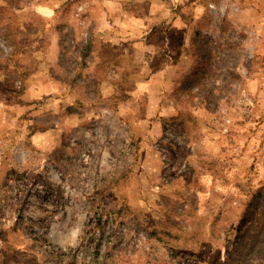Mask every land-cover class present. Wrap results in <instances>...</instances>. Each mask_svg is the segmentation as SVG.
<instances>
[{"label": "rangeland", "instance_id": "obj_1", "mask_svg": "<svg viewBox=\"0 0 264 264\" xmlns=\"http://www.w3.org/2000/svg\"><path fill=\"white\" fill-rule=\"evenodd\" d=\"M259 189L264 0H0V264H264Z\"/></svg>", "mask_w": 264, "mask_h": 264}, {"label": "trees", "instance_id": "obj_2", "mask_svg": "<svg viewBox=\"0 0 264 264\" xmlns=\"http://www.w3.org/2000/svg\"><path fill=\"white\" fill-rule=\"evenodd\" d=\"M257 194V195H256ZM254 196L258 197L257 212L252 216V225L247 227L237 247L239 255L264 254V189H259ZM247 220L248 217L246 216Z\"/></svg>", "mask_w": 264, "mask_h": 264}]
</instances>
